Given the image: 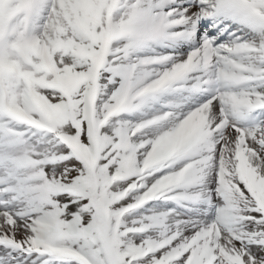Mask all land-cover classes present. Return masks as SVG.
<instances>
[{
	"label": "snow or ice",
	"instance_id": "1",
	"mask_svg": "<svg viewBox=\"0 0 264 264\" xmlns=\"http://www.w3.org/2000/svg\"><path fill=\"white\" fill-rule=\"evenodd\" d=\"M0 264H264V0H0Z\"/></svg>",
	"mask_w": 264,
	"mask_h": 264
}]
</instances>
